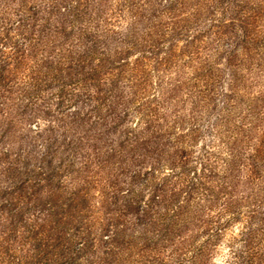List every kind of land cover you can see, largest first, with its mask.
I'll list each match as a JSON object with an SVG mask.
<instances>
[{"label": "rangeland", "instance_id": "1", "mask_svg": "<svg viewBox=\"0 0 264 264\" xmlns=\"http://www.w3.org/2000/svg\"><path fill=\"white\" fill-rule=\"evenodd\" d=\"M39 167L88 193L82 239L124 227L116 263L264 264V0H0V264Z\"/></svg>", "mask_w": 264, "mask_h": 264}, {"label": "trees", "instance_id": "2", "mask_svg": "<svg viewBox=\"0 0 264 264\" xmlns=\"http://www.w3.org/2000/svg\"><path fill=\"white\" fill-rule=\"evenodd\" d=\"M51 171L52 169L50 168H37L38 178H35L31 183L35 184V188H38L40 183L49 185V188L47 187L49 191L47 195L49 196L44 198V203L38 202L41 197L38 192H35L36 190H31L28 193L22 192L23 187L18 192L17 201L19 204V200L25 199L31 205L32 210L34 209V211L36 210L39 213L40 211L42 212L32 218H24L19 207L18 210L15 208L16 211L10 213V220L13 219L12 222L15 224L12 226V236L13 238H18L19 244L26 245L28 251V256L21 253L15 259V262L17 264H83V247L101 243L107 260L103 264H119L116 263V252L121 250L122 245L127 247L130 243V236L125 234L122 235L124 238H121L126 241L122 242L123 244L119 242L120 232H124V227L118 228L121 225H110L108 223L104 232L100 233L96 238L87 236L85 240L82 239L81 234L85 235L84 232L89 231L86 228L87 231L81 228L86 209L89 208L85 204L88 193L86 190L77 191L75 194L74 191L64 193L57 181H53L54 178L51 175ZM53 183H55V186ZM128 193L129 189L125 190L122 195H127ZM151 202L158 210L162 201L158 195H155ZM125 205L124 207L132 209L131 204ZM134 206L140 213L143 212L144 214L148 204L140 202V206L139 204ZM164 230L159 236L165 235L166 237L168 232L166 233V230ZM241 242L244 244L243 250L238 251L237 254L231 253L229 258H231L233 264H253V250L246 247L248 244L245 243V240H241ZM203 248L205 247H201V249ZM142 249L152 252V249L146 244H144ZM201 249L195 248L193 251H189L190 256L187 259L177 258L174 261L175 264H195L194 256L201 252ZM195 251L197 252L196 254L194 253Z\"/></svg>", "mask_w": 264, "mask_h": 264}]
</instances>
